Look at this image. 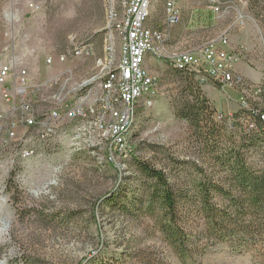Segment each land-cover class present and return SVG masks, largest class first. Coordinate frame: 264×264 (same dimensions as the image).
I'll list each match as a JSON object with an SVG mask.
<instances>
[{
	"label": "rangeland",
	"instance_id": "rangeland-1",
	"mask_svg": "<svg viewBox=\"0 0 264 264\" xmlns=\"http://www.w3.org/2000/svg\"><path fill=\"white\" fill-rule=\"evenodd\" d=\"M235 6L237 12L219 15L208 0H178L181 23L167 29L164 0H153L147 26L168 32L171 51L195 50L226 36L230 51L240 55L235 71L253 92L196 73L191 82L166 56L148 59L155 83L152 104L140 110L134 151L124 167L99 165L93 155L70 152L66 141L55 151L22 160L3 148L0 138V264H181L132 206L144 182L136 160L163 170L174 183L195 178L194 165L212 171L200 139L176 116L191 83L216 112V122L218 116L228 119L227 132L238 133L229 118L241 108L264 109L258 89L264 83V0ZM122 13L123 0H0V65L25 68L37 81L66 69L77 78L89 76L109 42L117 60L112 34ZM71 44L88 55L58 65L56 58ZM47 59L54 64L46 65ZM240 67L253 79L244 78ZM5 109L0 90V113ZM242 152L255 170L264 169V145ZM188 225L191 231L201 229L192 217ZM255 250L218 244L188 264H264V253Z\"/></svg>",
	"mask_w": 264,
	"mask_h": 264
},
{
	"label": "built area",
	"instance_id": "built-area-1",
	"mask_svg": "<svg viewBox=\"0 0 264 264\" xmlns=\"http://www.w3.org/2000/svg\"><path fill=\"white\" fill-rule=\"evenodd\" d=\"M238 1L242 0H208L209 9L227 15L237 12ZM152 2L123 0V13L112 34L118 44L117 60L115 46L109 42L89 76L77 78L66 69L37 81L25 68L11 62L0 65V90L6 105L0 113L2 147L26 160L55 151L66 141L70 152L93 155L99 165L124 167L134 151L132 138L141 112L152 104L155 83L147 61L155 57L166 56L173 69L205 75L220 86L231 84L253 92L235 71L240 55L230 51L226 36L195 50L171 51L168 32L147 26ZM180 23L178 0H164L166 28ZM85 54L88 50L71 44L55 62L63 66L68 59ZM52 63L46 60V65Z\"/></svg>",
	"mask_w": 264,
	"mask_h": 264
},
{
	"label": "trees",
	"instance_id": "trees-1",
	"mask_svg": "<svg viewBox=\"0 0 264 264\" xmlns=\"http://www.w3.org/2000/svg\"><path fill=\"white\" fill-rule=\"evenodd\" d=\"M173 70L190 81L195 74L185 68ZM191 85L176 116L200 139L213 169L208 173L194 165L195 178L174 183L163 170L136 160L144 182L132 206L143 212L181 264L194 262L218 244L251 246L264 253V169L255 170L242 152L263 147L264 109L249 104L241 108L229 118L238 133L227 132L228 119L216 122V112ZM258 89L264 94V83ZM191 217L201 224L199 231L188 228Z\"/></svg>",
	"mask_w": 264,
	"mask_h": 264
},
{
	"label": "crops",
	"instance_id": "crops-1",
	"mask_svg": "<svg viewBox=\"0 0 264 264\" xmlns=\"http://www.w3.org/2000/svg\"><path fill=\"white\" fill-rule=\"evenodd\" d=\"M239 73L246 79H249V80L253 79V74L248 69L240 67Z\"/></svg>",
	"mask_w": 264,
	"mask_h": 264
}]
</instances>
